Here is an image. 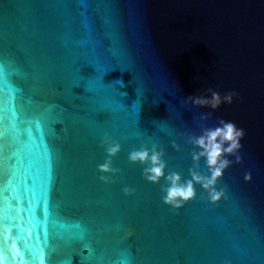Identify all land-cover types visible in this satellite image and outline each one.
I'll return each mask as SVG.
<instances>
[{"label": "water", "instance_id": "1", "mask_svg": "<svg viewBox=\"0 0 264 264\" xmlns=\"http://www.w3.org/2000/svg\"><path fill=\"white\" fill-rule=\"evenodd\" d=\"M0 66L8 199L48 200L47 235L27 236L37 255L92 264L103 248L130 264H264V0H0ZM208 88L238 95L219 109L185 101ZM221 117L247 133L243 162L230 157L219 181L225 198L213 203L196 184V199L166 204V177L149 182L129 152L162 145L167 173L186 181L189 137ZM106 137L123 146L115 173L99 169ZM20 223L32 231L27 212Z\"/></svg>", "mask_w": 264, "mask_h": 264}, {"label": "clouds", "instance_id": "2", "mask_svg": "<svg viewBox=\"0 0 264 264\" xmlns=\"http://www.w3.org/2000/svg\"><path fill=\"white\" fill-rule=\"evenodd\" d=\"M206 91L210 95H190L185 101L198 107L219 109L224 103H233L238 95L234 90L224 94L215 88H208ZM208 115L204 114L203 118L206 119ZM246 135V130L243 127L222 117L214 127H204L198 134L193 133L189 139L194 146L192 157L196 167L190 170L191 178L186 181L178 172L167 173L166 150L162 145L153 144L151 147L145 145L134 148L129 152V160L145 165L144 176L149 182L159 183L166 177L167 185L163 188L162 199L173 208H182L186 203L197 198L196 184H200L206 190L208 200L218 203L226 196V192L218 185L225 172L233 164L230 157L234 156L235 162H243L241 152ZM103 146L109 159L101 163L99 169L103 173H115L118 170L113 168L111 158L119 155L123 146L111 137L104 139ZM174 147L179 150L180 146L174 144ZM202 158L207 163L208 174L199 171V163ZM102 179L107 181L109 177L102 176ZM245 179L251 181V172L245 174ZM130 191V189H125L126 193Z\"/></svg>", "mask_w": 264, "mask_h": 264}, {"label": "snow or ice", "instance_id": "3", "mask_svg": "<svg viewBox=\"0 0 264 264\" xmlns=\"http://www.w3.org/2000/svg\"><path fill=\"white\" fill-rule=\"evenodd\" d=\"M110 2L114 3L118 0H110ZM0 73H3L2 66H0ZM13 104H15L14 95ZM2 105L3 96H0V107ZM16 115L18 116V113ZM36 124L39 126L40 122L36 121ZM4 137L5 129L0 126V264H28L32 259L38 261V264H56L54 260L46 259L45 247H42L37 255L31 245L26 242L27 236L35 234V230L39 227H42L43 234L47 235L48 200H38L34 195L28 198L27 194L13 200L8 199V185L15 179V170L10 169L5 162L4 153L8 145ZM31 183V179L26 181L25 193ZM9 204L14 209V213L6 218L4 209ZM41 205L43 206V221L36 216V209ZM24 212L29 214L28 228L32 231H28L25 225L20 223L24 219ZM33 221H38V226L33 225ZM22 232H26L27 235H22ZM92 255V264H130V261L126 259L111 260L107 255V250L103 248L93 250Z\"/></svg>", "mask_w": 264, "mask_h": 264}]
</instances>
